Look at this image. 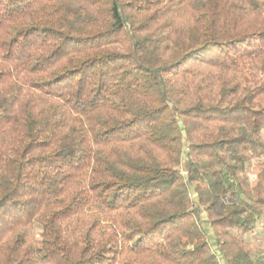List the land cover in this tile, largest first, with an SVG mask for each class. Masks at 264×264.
<instances>
[{"label":"trees","instance_id":"1","mask_svg":"<svg viewBox=\"0 0 264 264\" xmlns=\"http://www.w3.org/2000/svg\"><path fill=\"white\" fill-rule=\"evenodd\" d=\"M263 211L264 0H0V264H261Z\"/></svg>","mask_w":264,"mask_h":264},{"label":"rangeland","instance_id":"2","mask_svg":"<svg viewBox=\"0 0 264 264\" xmlns=\"http://www.w3.org/2000/svg\"><path fill=\"white\" fill-rule=\"evenodd\" d=\"M254 163L248 164L247 168L252 172ZM253 251V257L264 264V211L256 215L254 227L242 236Z\"/></svg>","mask_w":264,"mask_h":264}]
</instances>
